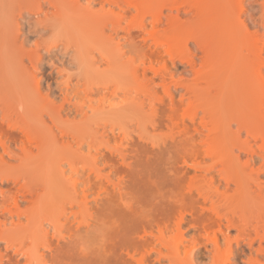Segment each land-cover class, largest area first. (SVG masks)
Instances as JSON below:
<instances>
[{
	"label": "bare ground",
	"instance_id": "bare-ground-1",
	"mask_svg": "<svg viewBox=\"0 0 264 264\" xmlns=\"http://www.w3.org/2000/svg\"><path fill=\"white\" fill-rule=\"evenodd\" d=\"M244 1L0 0V109L3 117L8 118V121H10V118L14 117L11 116L13 110L15 112L13 114L19 118L20 109L24 101L30 102L40 98L39 80L36 79L42 73V69L39 67L41 60L40 48H44L45 53L49 54L52 48L57 45L46 47L37 44L33 49L26 48V39L21 37V35L23 34L22 19L27 18V16L33 17L34 21L39 17L40 22H42L46 18L62 19L64 10L72 13V25L69 29L70 38L61 41V43L71 47L75 54V60L78 55L80 56V62L84 65L83 70H81L80 63L77 60L76 62L79 67L78 73L82 74H80L82 76V82H80L85 87L83 92L86 98H84L82 103L81 101L73 102L72 98L66 97L67 95L63 93V102H67L69 105L66 108L72 106V108H68V111H66V113L74 114L72 120L68 118L62 119L59 115L60 110L58 109L53 115H50L53 125L48 126L47 119L39 116L34 119L36 128L33 125L30 126V129L28 127V130L26 128L22 131L28 140H31V136H33V140L36 142V152L27 148L26 141H21L22 146L19 145V150L21 151L20 162L24 166L27 164L28 171H31L35 176L34 179L31 177L30 180H34L33 185H37V187L33 185L30 187L31 182V184H22V186L27 188V193L24 191L25 194L22 195V199L30 204L28 205L30 208L26 207L28 211L25 209V212L27 211L25 221H28L30 226L28 224L22 226L23 223L19 221L22 214L18 211L16 213L17 221L15 223L14 221L10 222L9 225L11 227L6 228V231L12 233L13 236L21 234V231L23 233L26 231V236H31L32 234L34 236L40 232L42 234V231H45L44 224L41 223L40 219L38 222L37 215L40 212L39 214L36 212L37 214L35 215V208L44 207V209H47L46 205H49V209L53 204H55L54 208L58 206L57 209L60 210V213L58 211V214L56 213L57 216L53 220L52 218L49 219L50 225L52 227L57 225L55 227L58 228V231L56 230L57 233H63L62 231L65 229L66 231H70L72 228L70 225L72 224L67 227L65 223H60L62 222L60 221V215L62 214L63 216L68 211V208H72L74 205L80 208L79 212L87 210L88 197L84 193L81 199L79 196L81 192H78L77 183L74 180L72 181V178L70 180L63 177L64 169H62L63 164L61 161L66 162L64 165H69V168H71V165L81 161H76L75 157L79 156L77 154H79L81 148L85 145L88 152L87 156L90 157H87L90 159L87 161V167L91 171L90 173L94 174V178L100 179L102 168L98 165V153L101 152V144L103 143V146H105L109 143L110 137H114L113 135L117 133H114L116 125L118 126L119 124L118 130L122 127L126 128L130 124L129 120L133 119L134 123L132 122V124L134 128L131 133L133 134L134 132L135 135L137 134L143 139L135 143L137 147L142 146L144 150H147L146 152L152 151L154 154L159 155L169 152L171 149H176L180 145L183 147H187L188 145L196 147L194 141L199 140L205 146L208 152L207 155L215 159L214 164L220 167L218 168L219 173L225 179L217 184H214L212 179L202 182L195 180L188 186V190H185L187 193L183 190L180 196L169 197L170 199L166 198L164 200L165 197L163 198V196L155 198L157 199H154L155 201H161L162 204L155 202V207L158 206L157 208L160 211L163 209L161 212H163L162 214L165 218H162L161 212L158 213L163 220L157 219L160 218L157 216L155 230H153L152 221L149 223L152 228L147 224L148 228L145 226L146 224L141 222V219H137V221L134 219L137 224L139 222L141 225L143 224L144 228L140 227L141 225L139 224L140 226L135 225V228L133 225H129V227H132V230L133 228L134 230L137 229L138 226L140 227L135 232L130 231L129 227L125 231L123 229L122 232H124L120 235L122 236L121 239L123 238L122 244H114L107 249L110 258L106 259L105 264H152L148 260L150 258L148 253L155 249L161 255L162 249L158 248L160 246L163 249H167L166 256L170 264H199L200 258L195 256V252L192 249L186 252L181 260H178L177 256L180 254L184 242L181 239L176 242L167 239V233L170 230L181 231L180 228L183 224L193 229L194 235L190 237V240L194 244L203 243L201 240L203 236L211 239L212 245L208 248L209 253L216 252L218 249L217 232H227L230 228H235L237 231V236L234 239V244L237 247L240 244V239L248 238L247 246L249 249H251V244L254 243L255 237L259 240L264 239V233L260 235L258 231V228L261 227L264 232V181L260 178V172H264V33H261V31L264 32V0H252L256 4V10L247 16L245 15ZM163 8L169 10L165 18ZM188 11L192 13L191 17L186 16ZM129 14L133 22L137 21V29L132 36L134 34L137 35L141 31L149 35L151 31L147 32L148 24L153 28L154 33H156L159 25L165 22L172 34H169L170 37L164 36L161 39L162 36H158L159 38L154 37L152 31L150 35L155 38V40L152 38L154 40L152 42L156 45L164 44L163 46L165 47L163 49L165 52H169L170 56H172L171 59L185 62L188 67H184V70L191 71L193 75V83L182 86L183 90L180 93L179 100L175 99L173 91L170 88H166L165 90L167 97L169 96L167 98V100L169 99L167 101L168 105H166L169 108V111H166L167 114L169 113V116L166 115L165 117L174 136L171 137L170 141L164 139L161 142L156 140V142L154 136L148 131L149 126L155 129L160 123L156 121V117L160 116L157 114L161 110L158 112V106L154 101L157 98L156 92L158 89L154 85V77H146L147 68L145 66L140 74V65H132L133 58H125V52L122 50L121 44L115 41L121 22ZM147 16L150 18L148 24L146 22ZM190 21L196 23L199 29V32L191 31L188 33L190 36L187 34V37L193 39L199 46L201 51L200 63L189 52L187 43H183V38L186 34L184 25ZM109 27L108 33L107 28ZM42 28L48 32L46 26ZM181 31L182 34L184 32L182 37ZM131 32L130 30L125 31V37L130 36ZM194 33L197 34L193 35ZM88 35L91 37V41L87 40L89 38ZM81 37L88 44H84ZM70 39L74 41L71 42ZM93 39L99 41H93L95 42L94 44L92 43ZM163 57L160 54L146 55V60H143L141 65L165 61ZM63 63L53 61L51 65L54 69H57ZM162 63V69L165 70L166 62ZM174 68L177 69L178 64L175 63ZM237 68L243 70L248 76H252V78L247 80L246 88H243L245 84L243 79H240V88H237L236 82L230 84L229 88H211L216 84L220 70H226V73H228L233 72ZM161 70L155 72L156 74L161 73L159 76H162L164 80L166 72L162 70L163 73ZM77 76L79 77V75ZM103 76H121L127 79L126 81L130 78L140 79L143 88H114L112 94L107 95L105 90L108 88H96L99 84L102 85L101 82L98 85L97 83ZM69 84L70 80H67L66 85ZM93 84L96 85L95 88H91L94 86ZM118 93L122 98L119 101H114V96H117ZM163 98H160L161 103L164 100ZM183 100H187L189 106L192 103L200 106L201 113L198 114V112L194 111L192 105V107L188 106L190 109L186 108V111L184 110L185 113L183 112V115H186L187 121L184 119L185 116H182L179 120L178 118L176 119L177 111L181 107ZM62 107L64 108L65 105L62 104L60 109ZM192 110L193 112H191ZM104 115L114 116L113 118L110 117L112 120L106 116L110 121L109 124L112 122L107 131L108 126L105 128L107 124L105 122L104 125L103 122ZM77 116H80L78 120H76ZM117 116H120V118L132 116V119L128 118V122L126 121V123L121 124ZM115 117L117 118L115 122L118 123L113 121L116 119ZM99 120H103V123ZM0 125H2V122H0ZM12 125L14 124L12 123ZM180 125H182L181 128ZM31 127H34L36 130ZM37 128L40 131H37ZM109 129H111L110 132ZM31 130L37 131V133L35 134L34 132V135ZM190 130L195 131L197 134H192ZM127 131L124 130L123 133L125 132L124 134L128 136L131 130ZM9 133L11 135L13 132L1 127L0 134L9 135ZM15 137H13V141L18 139V137L17 139ZM73 141L75 142L73 143ZM148 142H151V150L147 149ZM99 145L100 147H98ZM0 147L4 152L10 154V151H8L10 146L5 145V142L2 140H0ZM12 152H14L13 149ZM113 152L116 153V156H119L120 160L126 161L125 151L119 147H115ZM195 157H199L198 154H195ZM256 157L261 159V165L259 164L260 167L258 166L259 171L261 170L259 173L257 172L258 170L253 172ZM0 161H3V155H0ZM82 165L84 164L82 163ZM21 178L22 183L23 179ZM96 181L99 183V180ZM233 184L238 192L237 196H231L233 194L229 195ZM112 185L113 189H118V191L121 189L119 186L120 182H113ZM220 186H223V189H219ZM192 187H195L197 195L192 194ZM104 191V193H108V190L105 189ZM61 194L62 196H59ZM119 194L120 191L117 196ZM59 197L61 199L57 201L56 198L58 199ZM78 197L81 200H78ZM160 197L163 199L161 200ZM177 197H182L183 200L180 199L183 203ZM173 198H176V200ZM5 201L4 198L0 206H3ZM182 204L184 205L182 206ZM185 204L189 208L185 207ZM14 205L16 212L18 210V202L15 201ZM44 209L42 212H45ZM168 209L170 211H168V215H171V217L178 212L172 219L174 222L166 214L167 212L164 214V211ZM174 209L175 213L173 212L172 214L171 211ZM183 210L189 211V218H187ZM7 212L8 215L12 216L14 211L8 209ZM3 214L1 212L0 216L6 218ZM246 215L257 222L252 229L254 230V237L252 236ZM36 219L37 221H35ZM2 225L4 226V223L1 221L0 227ZM145 227H147V230H145ZM30 233L32 234L30 235ZM12 234H6L7 236L3 239L6 244L16 243V239L14 240ZM43 234H46V231ZM73 235V233H68V236L66 234L67 237H63V234L62 237L61 235L57 236L56 246L52 249V253H50V262L52 264L91 263L93 259L90 257L92 256H89L90 260L86 255L82 254V256H79V254H75L73 245H71L74 240ZM224 238L226 239V243L229 244L231 242L225 233ZM155 244L161 245L157 246ZM238 254L245 255L244 262L247 264L258 261L257 257L253 256L250 250L247 253L241 248ZM227 263L229 264V262ZM227 263L224 261L222 264Z\"/></svg>",
	"mask_w": 264,
	"mask_h": 264
},
{
	"label": "rangeland",
	"instance_id": "rangeland-1",
	"mask_svg": "<svg viewBox=\"0 0 264 264\" xmlns=\"http://www.w3.org/2000/svg\"><path fill=\"white\" fill-rule=\"evenodd\" d=\"M244 5H245V15L246 16L251 14L252 12L253 13L255 12L256 4L253 3L252 0H245ZM163 11H164V18H165L169 10H167V8H163ZM186 16L191 17L192 13L188 11ZM32 18L33 17L27 16V18L25 17L24 19H22L23 34L21 35V37L26 39V48H30V49L35 48L37 44L44 46L42 41L45 39L48 33L46 29L44 30L43 28L34 30V24L36 23V21H34ZM149 21H150V18L148 17L146 19L147 24ZM136 27H137V21L133 22L131 15L129 14L121 22L120 27H119V32L117 33L115 41H118L121 44L122 50L125 52V58H133L132 65H140L139 66L140 74L142 73L143 67L145 66L147 68L146 77L147 78L154 77V85L156 88H158L156 92L157 98H155L154 101L156 105L158 106V109H159L158 112L161 110L157 114V115H160L159 116L160 118L156 115L157 116L156 121H159L160 123L155 129H152L149 126L148 131H150V133L154 136L155 141L157 140L158 142H161L164 139L170 141L173 135H172V131L170 130L171 127L168 123V120L165 117L166 115L169 116L168 115L169 113L168 114L166 113V111L167 112L169 111V108L166 106L168 105L167 101H169V99L167 100V98L169 96L167 97L165 90L166 88H170L173 91L172 93L174 94L175 99L179 100L180 93L183 90L182 86L184 84H192L193 75L191 71L184 70V67H188L186 66L187 64L185 62L180 61L178 59H175V60L171 59L172 56H170L169 52L167 53V51L165 52L163 49L165 47L163 46L164 44L163 45L161 44L162 45L161 46V45H156L154 44V42H152L155 40V38H153L152 35L150 34L152 31L154 33V30L149 24L147 26V32L151 31L149 33L151 37L148 35V33L143 32V31H141L137 35L134 34V36H132L134 31H136L137 29ZM184 28L186 30V34L184 35L183 43L185 42L187 43L189 52L195 57L196 61L200 63V55H201L200 48L193 39H191L190 37H187L189 35L188 33H190L191 31L199 32V29L197 28L196 23L191 22V21L188 22V24L184 25ZM109 29L110 27L107 28L108 33H109ZM169 29L170 28L168 27V25L164 22L159 25V27L156 29V33H154L153 36L157 38L162 36L161 39H163L164 36L170 37L172 33L170 32L171 30L169 31ZM127 30H130L132 32L130 36L125 37V31ZM176 33L178 32L176 31ZM261 33L263 34L264 32L261 31ZM181 34H182V31H181ZM183 34L181 35V37L183 36ZM196 34L194 33L193 35H196ZM84 38L86 39L85 35H84ZM90 39L91 37L89 36L87 40L89 41ZM70 40L71 42L74 41L73 39H70ZM82 40L84 44L86 43L88 44V42L84 41L83 38ZM93 41L98 42L99 40L93 39L92 43L95 44V42ZM43 49L44 48L42 47L40 48L41 60H40V66H39L40 69H42V73L39 74V76L36 78L39 80L40 98L35 101H30V102L24 101L22 108L20 109L21 112H20L19 118L18 116L16 117V115L13 114L14 111L12 109H9V110H12L11 116L12 117L14 116L13 118H10V121H8V118L3 117L2 111L0 109V122H2V125H0V129L1 127L7 128L13 132L11 133V135L10 133L9 135L5 134L6 137L5 135L0 134L1 135L0 140L5 142V145L10 146L8 150L10 151V154H8V152L7 153L4 152L2 148L0 147V155H3V161H0V199L1 198L3 199H1L0 205H2L3 203L2 200H4V198L6 200L3 206H0V210H1L0 215L2 212L4 213L3 215L6 216V218L3 216H0L2 223H4V226L2 225L3 227L2 226L0 227V264H29V263L30 264H52L50 262L51 261L50 253H52L51 252L52 249L56 246L55 243L57 242L56 239H58L57 236L61 235L62 237V234H63V237H67L68 233L74 234L73 239L75 241L73 240V244L71 245H73L74 252L75 254L77 253L76 255L79 254V256L80 255L82 256L83 254L84 256L86 255L88 258L89 256H92L90 258H92L93 260L91 261V263H88V264H105L106 259H108L110 255L107 249L113 246L114 244H122L123 238L121 239L122 236L120 235L123 234L125 229L126 230L128 229L129 225L130 226L133 225V227L135 225H139V224L141 225L139 221H138L139 224L136 223L137 219H141V222H143V224H146L145 226H147V224L151 223L152 221L151 224H152L153 230H155L156 229L155 222H157V219L163 220L160 217L161 215H162V218H165L163 217L164 216L162 214L163 212H161L163 211V209L160 211L159 208H157L158 206L155 207V204H156L155 202H157L155 201L157 200L155 198H158L159 196H163V198L165 197L164 198L165 200L166 198H169V197H176V195L180 196L183 190L184 191L188 190V186L191 184V182L195 180L202 182V181H209L212 179L214 184L221 182V180L224 181L225 179L224 176L221 173H219L218 168L220 167H218L217 164L215 166L214 164L215 159L207 155L208 152L206 151L205 146H203L199 142V140L194 141V144L196 147H191L189 145L187 147L185 146L183 147L180 145L176 149H171L169 152H164L159 155L154 154L152 151H151L152 153L151 152L148 153L146 152L147 150H144V147L139 146V145H138L139 147H137V144H135L138 141H142L143 139L140 138L137 134L135 135L134 132L133 134L131 133L134 128V125L132 124L133 122L132 121L133 119L131 118L132 116H127L125 118H122V117L120 118V116H117L121 124L126 123L128 118L129 119L131 118L132 120H129L130 124L128 125L126 124L127 125L126 128L125 127H122L121 129L119 128L120 130H118L119 124L118 126L116 125V127H114V129H116L114 133L115 132L117 133L113 135L114 137L112 138L110 137L109 143H107L105 146H103L104 145L103 143L101 144V147L100 145L98 146L101 149V152L98 153V165L100 166V168H102L101 169L102 176L100 177V179H98L97 177L94 178L95 177L94 174L90 173L91 171L87 167V161L90 160L88 159L90 157L87 156L88 152H87L85 145L81 148V151H80L81 153L79 152V154H77L79 156H77V158L75 157L76 161L81 160L82 161V162L80 161L81 163L77 162V164L75 163L74 165L70 166L71 168H69V165L68 166L64 165L66 164V162L61 161V163L63 164L62 169H64L63 177L66 179L72 178V181L74 180L77 183V189H79L78 192L79 193L81 192L79 194L81 199L83 198L82 195L84 193L88 197L87 198V203H88L87 210L79 212L80 208L74 205L72 206V208H68V211L71 210L70 211L71 213L67 211L63 216L62 214L60 215L61 216L60 221L62 222L60 221L59 222L65 223L67 227L68 225L72 224L70 225L72 227L71 230L66 231L65 229L62 231L63 233L61 232L57 233L56 230L58 231V228H55L57 227V225L55 227L54 226L52 227V225H50L49 219L52 218L53 220L54 217L57 216L58 211L60 213V210L57 209L58 206L57 208L56 207L54 208L55 204H53L51 208L49 209H48L49 205H46L47 209L46 208L44 209V207H36L35 208L36 210L34 211L35 215L37 213L39 214V212L40 214L43 213V215L41 216L40 214L37 215L38 216L37 218H38V222L41 220V223L44 224L46 234H43L45 233V231L43 230L42 234L40 232L33 236V234L30 233V235L32 234L31 236H28V235L26 236V233H25L26 231H24V233L23 231H21L22 232V233L20 232L21 234L13 236L12 233L6 231V228L11 227V225H9L10 222L14 221L15 223L17 221L16 213H18V211L20 214H22L20 215L21 217L19 219L20 223H23L22 226H25L26 224L29 225V222L25 221V218H26L25 214L28 211L26 207L30 204H28L29 202H27L26 200L22 199V195L25 194L24 191L26 192V189H27L25 186H22V184L23 183L28 184L31 182L32 184L30 183L31 186L30 184L29 186L32 187L34 180L31 179L32 180L31 181L30 178L32 177L34 179L35 176L31 173V171H28L29 169L27 168V164L25 165L26 166L25 168V166L20 162L21 151L19 150L20 148L19 145L22 146L21 145L22 142L26 141L27 148H30L36 152V142L35 140H33L34 139L33 136H31L32 137L31 140H28V138L24 135L22 131H24V129L26 128H27L26 130H28V127L30 129V126H33V125L36 128L34 119H36V117H39V116H43L44 118L47 119L48 126L53 125L52 121L50 120L51 119L50 115H53L54 112H56L58 109L60 110L59 115L62 119L68 118L69 120H72L74 118V114L66 113V111H68V108H72V106L66 108L69 105L67 104V102H63L62 95L64 96L65 94L67 95L66 97L69 96L68 98H72L73 102L81 101L82 103L85 98V94L83 92V89L85 87L81 83L82 74L78 73L79 67L75 60V54L73 50L71 49V47L69 45L68 46L63 45L60 42V43H57L56 47L52 48L49 54L45 53V50ZM150 54H160L164 56L163 58L165 59V61H161L159 63H145V65H141V62L143 60H146V55H150ZM53 61L56 63H59V62H64V63L62 66H59V68L54 69L51 65V62ZM162 62H166L165 70L162 69V66H163ZM175 63L178 64L177 69L174 68ZM161 69L164 72H166V75L164 74L166 76L164 80L162 76H161L162 79L159 76L161 73L156 74L155 72ZM59 70L60 72L58 73ZM77 75H79V77ZM250 78H252V76H248L243 70L239 68H237L233 72H228V73H226V70H220L218 73L217 82L211 88H229L230 84L234 82L237 83V88H240L239 87L240 79H243L245 81L243 88H246V82ZM67 80H70L69 85H66ZM126 80L127 79L122 78L121 76L119 77L103 76V78H101L97 83L98 85L99 82H101L102 85L99 84L98 86H96L93 84L94 86H92L91 88H95V86L96 88H108L105 90L107 95H111L114 88H143L142 81H140V79L137 80V79L130 78L128 79V81ZM103 83L105 86L103 85ZM161 97H164L163 98L164 100H162L163 101L162 103L160 102ZM121 98L122 97L118 93L117 96H114L113 100L119 101ZM158 102L160 103L157 104ZM62 104H64L65 107L64 108L62 107L63 109L62 108L60 109ZM192 105H193L192 109L198 112V114H200L201 113L200 106L194 103L190 104L191 107ZM188 106H189L188 101L183 100L181 107L177 111L176 119L178 118L179 120L182 118V116L183 117L185 116L184 119L185 121H187L186 115H183V114L185 113L184 110L186 111V108L190 109L189 108L190 106L189 107ZM84 108L87 109L86 106H84ZM193 110L191 112H193ZM162 111L164 112L162 113ZM106 116L105 117L102 116L104 120L102 121L104 122V125L106 122L107 125L105 126V128L108 126L106 129L107 131L108 128H110V124L112 123L111 122L109 124L110 121L109 119H107V117L110 118L112 117V115H108L107 117ZM79 118L80 116H77L76 120H78ZM112 118L110 119L112 120ZM117 118L114 119L113 121L114 122L115 120L117 121ZM18 120L21 122H19ZM135 120L137 121L136 117H135ZM102 121L101 123H103ZM12 123L14 125H12ZM115 123H118V122H115ZM34 127H31V128H34ZM181 127L182 125H180V128ZM35 128L34 130H36ZM38 130L39 129L37 128V131ZM110 130L111 129H109V132ZM122 130L123 131L131 130L130 135L132 138L130 137V135L127 136L126 134H124L125 132L123 133ZM31 131L33 132V134L34 132L35 134L37 133V131H33V130ZM190 131H192L191 132L192 134L196 133L193 130H190ZM124 136L126 139L124 138ZM13 137H15L16 139L17 137L18 139L19 138L21 139L19 140L17 139L16 141H13L12 140L14 139ZM133 141H134V145H136L135 147L133 145ZM74 142L75 141H73V143ZM150 143L147 144V149L151 150ZM115 147L116 148L119 147L120 149L125 151V154H126L125 156L127 157L126 161L125 160L123 161L122 159L120 160L119 156H116V153L113 152ZM11 148L13 149L14 152L15 151L16 152L15 153L12 152ZM195 154H198L199 157H195ZM260 160H261L260 158L256 157V160L253 165L254 166L253 172L258 170L257 172L259 173L261 171V170L259 171V168H258V166L260 167L261 165ZM19 162H20V165H19ZM82 163L84 165H82ZM24 168L27 170L25 171ZM260 173H261L260 178L262 181H264V172L261 171ZM237 174H240V173H237ZM29 175H32V176H29ZM237 176L239 177V175ZM19 177L20 178L22 177L21 179H23L24 182L22 181L21 183V180ZM96 180H99V183ZM116 181L120 182L119 186L121 189L119 190L120 191L119 196L120 197L123 196L121 198L117 196L119 192L118 189H113L114 187L112 183ZM33 186L37 187V185H33ZM105 189L108 190V193H104ZM219 189H223V186L222 187L220 186ZM230 190H231L230 192L228 191L230 193L229 195L233 194L231 196H234V195L237 196L238 192L236 191L234 184L231 186ZM185 192L187 193V191ZM191 192L193 195H197V191L195 187L191 188ZM59 196H62V194ZM80 198L78 197V200H81ZM94 198H96L97 200ZM160 198L161 200L163 199L162 197ZM180 198L182 199V197ZM59 199L61 198L60 197L58 199L56 198L57 201H59ZM173 199L176 200V198H173ZM15 201L18 202V210L16 212H15L16 209L14 205ZM158 202L162 204L161 201H158ZM183 205L184 204H182V206ZM185 207L189 208V206L188 205L186 206V204H185ZM28 208L30 207L28 206ZM8 209H12L14 211L12 216L7 214ZM25 209L27 210L26 212H25ZM43 209L45 210V212L44 211L42 212ZM188 210H183L187 218H189ZM168 211L169 209L167 211L165 210L164 214L165 212H167L166 214L168 215V213L170 212ZM174 211L175 209L171 211L172 214ZM158 213H160L161 215L159 214L160 215L159 216ZM174 215L172 217L171 215L170 216L168 215V216L172 220ZM42 216H45V217H42ZM157 216H159L160 218H157ZM74 217H76V219H74ZM246 218L248 220V225H250L252 236L254 237V233H253L254 230L252 229H253V226L257 224V222L253 220V218H248L247 215H246ZM35 221H37V219ZM47 221L49 222V224ZM143 224L139 226L144 228ZM86 225L88 226L87 228H86ZM183 225L180 228L181 231H175L174 229V231L170 230L171 232L169 231V233H167V239H170L173 242L179 241L181 239L184 242L183 243L184 245L182 246L180 254H178L177 256L178 260L179 259L181 260L183 256L185 255V253L192 249L193 252H195V256L200 258L199 264H222L224 261L226 263L229 262V264H247L244 262L246 258L245 255L238 254L239 250L242 248L247 253L250 250L252 255L257 257L258 261H253L250 264H264V239L259 240L257 237H255L254 243L251 244L252 245L251 249H249L247 246L248 238H244L242 240L240 239L239 240L240 246L238 245L237 247L234 244V241H235L234 239L237 236V231L235 228L234 229L230 228L227 232H223V233L217 232L218 249L216 252L209 253L208 248H210V246L212 245L211 239L203 236L201 237V240L203 243H206V244H203V243L194 244L190 240L191 239L190 237L194 235L193 229L190 226H187V225L183 226ZM148 226H150V224ZM138 227L137 229H135L136 231L138 230ZM147 227H145V230H147ZM188 227H189V230H188ZM131 228L132 227H129L130 231L132 230ZM134 228L132 230L133 232H135ZM123 229L124 231L122 232ZM258 231L260 235L264 233L261 227L258 228ZM8 233L12 234V237H14V240L16 239L15 240L16 243L14 242L15 244H6L5 240H3L8 235ZM27 233L29 234L28 231ZM224 233L228 235L229 240L231 241L229 244L226 243V239L224 238ZM18 242L23 243V244H19ZM47 243H48V246H47ZM155 245L160 246L161 244L160 245L155 244ZM158 248L162 249V254L160 255L157 252V250L153 249L148 253V255L150 256L148 260H150L152 264H170L166 256L167 249L165 248L163 249L161 246ZM39 254L41 257L38 256ZM34 258H35V261H34ZM27 259H30V260H27Z\"/></svg>",
	"mask_w": 264,
	"mask_h": 264
},
{
	"label": "clouds",
	"instance_id": "clouds-1",
	"mask_svg": "<svg viewBox=\"0 0 264 264\" xmlns=\"http://www.w3.org/2000/svg\"><path fill=\"white\" fill-rule=\"evenodd\" d=\"M36 21L37 22L34 24V30L41 29L45 26L48 29V33L45 39L42 41L44 46L50 47L70 38L69 29L72 25L71 12L64 10L62 19L46 18L40 22L39 17H37ZM76 60L78 63H80L81 70H83L84 65L80 62L79 55L76 57Z\"/></svg>",
	"mask_w": 264,
	"mask_h": 264
}]
</instances>
